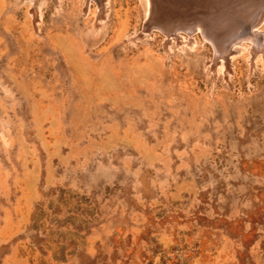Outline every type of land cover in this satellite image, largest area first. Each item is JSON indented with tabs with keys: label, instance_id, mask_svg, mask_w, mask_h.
Masks as SVG:
<instances>
[{
	"label": "rangeland",
	"instance_id": "1",
	"mask_svg": "<svg viewBox=\"0 0 264 264\" xmlns=\"http://www.w3.org/2000/svg\"><path fill=\"white\" fill-rule=\"evenodd\" d=\"M224 1L0 0V264H264V10L149 26Z\"/></svg>",
	"mask_w": 264,
	"mask_h": 264
},
{
	"label": "bare ground",
	"instance_id": "2",
	"mask_svg": "<svg viewBox=\"0 0 264 264\" xmlns=\"http://www.w3.org/2000/svg\"><path fill=\"white\" fill-rule=\"evenodd\" d=\"M223 3L218 7V11L212 14L209 24L204 23V20L188 21L182 25V23H161L152 19L149 26H158L168 33L181 28L190 31L201 30L204 35L210 37L217 50L222 52L242 39L251 38L250 30L260 12L264 10V0H225ZM251 39L252 42L258 43L256 37Z\"/></svg>",
	"mask_w": 264,
	"mask_h": 264
}]
</instances>
